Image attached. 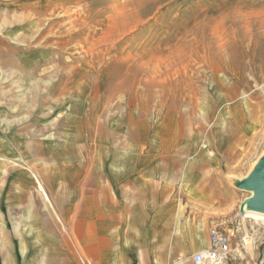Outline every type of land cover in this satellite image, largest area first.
<instances>
[{
	"label": "rangeland",
	"instance_id": "1",
	"mask_svg": "<svg viewBox=\"0 0 264 264\" xmlns=\"http://www.w3.org/2000/svg\"><path fill=\"white\" fill-rule=\"evenodd\" d=\"M23 51L50 64L27 77L15 61ZM45 81L51 106L93 88L85 104L99 106L101 123L166 119L195 138L227 185L231 207L213 228L244 253L232 264L264 261V229L253 236L240 214L251 193L236 186L264 155V0H0V89L23 100ZM243 97L256 110L246 123L235 107Z\"/></svg>",
	"mask_w": 264,
	"mask_h": 264
},
{
	"label": "crops",
	"instance_id": "2",
	"mask_svg": "<svg viewBox=\"0 0 264 264\" xmlns=\"http://www.w3.org/2000/svg\"><path fill=\"white\" fill-rule=\"evenodd\" d=\"M35 56L15 58L27 77ZM92 91L63 108L50 81L23 100L0 89V264H194L231 207L217 164L169 120L101 123ZM235 107L255 116L245 97Z\"/></svg>",
	"mask_w": 264,
	"mask_h": 264
},
{
	"label": "built area",
	"instance_id": "3",
	"mask_svg": "<svg viewBox=\"0 0 264 264\" xmlns=\"http://www.w3.org/2000/svg\"><path fill=\"white\" fill-rule=\"evenodd\" d=\"M232 250L230 236L214 228L209 234L208 247L196 253L192 260L194 264H227L233 257L238 258ZM257 264H264V261L259 260Z\"/></svg>",
	"mask_w": 264,
	"mask_h": 264
},
{
	"label": "water",
	"instance_id": "4",
	"mask_svg": "<svg viewBox=\"0 0 264 264\" xmlns=\"http://www.w3.org/2000/svg\"><path fill=\"white\" fill-rule=\"evenodd\" d=\"M236 186L252 193L246 202V210L264 214V155L258 160L249 176Z\"/></svg>",
	"mask_w": 264,
	"mask_h": 264
},
{
	"label": "bare ground",
	"instance_id": "5",
	"mask_svg": "<svg viewBox=\"0 0 264 264\" xmlns=\"http://www.w3.org/2000/svg\"><path fill=\"white\" fill-rule=\"evenodd\" d=\"M24 11V10H23ZM30 11V10H28ZM27 11V12H28ZM50 13V12H49ZM19 14V13H18ZM23 16V15H21ZM252 194V193H251ZM249 198L245 199L241 205H240V214H241V218L243 220H250L252 222L253 225H255L257 227V230L254 231V235L256 236V234L258 233L259 229H264V214L261 213H257V212H252V211H247L246 210V202ZM243 231L245 233V237L249 236V231L247 230L246 226H245V221H244V225H243ZM254 238V237H253ZM246 239V238H245ZM252 239V238H250ZM246 241H244L245 243ZM248 243V242H247ZM251 244V243H250ZM249 244V246H250ZM246 245V244H245ZM248 246V245H247ZM248 249V248H247ZM249 250V249H248ZM247 250V251H248ZM235 254L237 255V257L239 258V260L243 261L245 259L244 253L241 251V249L235 248L234 249ZM249 252V251H248Z\"/></svg>",
	"mask_w": 264,
	"mask_h": 264
}]
</instances>
